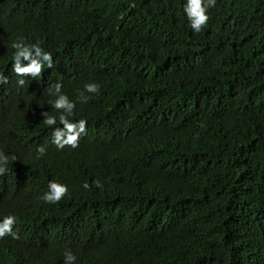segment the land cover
Listing matches in <instances>:
<instances>
[{"label": "trees", "instance_id": "1", "mask_svg": "<svg viewBox=\"0 0 264 264\" xmlns=\"http://www.w3.org/2000/svg\"><path fill=\"white\" fill-rule=\"evenodd\" d=\"M185 3L0 0V52L11 45L5 33L27 34L31 21L59 28V79L72 94L98 84L101 96L81 109L128 144L116 194L75 193L60 206L69 223L94 219L82 239L93 241L95 264H112L128 229L144 224L159 241L158 264H264V0H216L200 32ZM10 22L17 29L5 30ZM162 162L170 170L152 167ZM148 170L163 196L141 195ZM53 229L54 219L20 216L19 239L0 241V264H24Z\"/></svg>", "mask_w": 264, "mask_h": 264}, {"label": "clouds", "instance_id": "2", "mask_svg": "<svg viewBox=\"0 0 264 264\" xmlns=\"http://www.w3.org/2000/svg\"><path fill=\"white\" fill-rule=\"evenodd\" d=\"M215 4L186 0L184 12L193 31L206 26L208 9ZM4 27L12 31L18 25ZM26 32L5 33L11 45L0 52V176L7 174L0 187V241L19 239L13 226L20 216L51 218L54 239L32 250L24 264H95L93 241L82 239L84 225L94 219L69 223L60 206L75 193L90 198L116 194L110 184L128 144L118 145L94 124L98 114L81 109L101 96L98 84L84 83L72 94L59 79L66 58L59 28L31 21ZM152 167L170 170L163 162ZM159 176L149 170L138 176L141 195L163 196ZM125 237V248L112 264H158L159 241L151 238L150 224L132 225ZM141 243L143 253L133 256Z\"/></svg>", "mask_w": 264, "mask_h": 264}]
</instances>
